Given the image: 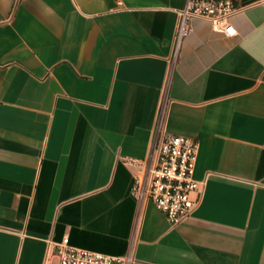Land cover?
<instances>
[{
    "label": "crops",
    "instance_id": "obj_1",
    "mask_svg": "<svg viewBox=\"0 0 264 264\" xmlns=\"http://www.w3.org/2000/svg\"><path fill=\"white\" fill-rule=\"evenodd\" d=\"M120 3L117 4L116 2ZM225 36L184 0H0V264L52 244L132 264H264V0ZM161 115L197 142L198 205L170 226L130 193Z\"/></svg>",
    "mask_w": 264,
    "mask_h": 264
},
{
    "label": "built area",
    "instance_id": "obj_2",
    "mask_svg": "<svg viewBox=\"0 0 264 264\" xmlns=\"http://www.w3.org/2000/svg\"><path fill=\"white\" fill-rule=\"evenodd\" d=\"M248 5L234 4L230 0H184L182 6L174 10L176 45L188 34L193 17L206 20L215 32L234 35L230 18ZM197 149L194 139L165 132L160 115L145 160H125L136 168L130 186L132 196L138 201L150 202L170 226L183 222L198 205L204 180L192 176ZM51 255L54 262L45 256L42 264H132L134 261L132 252L111 255L71 246L67 236L52 244Z\"/></svg>",
    "mask_w": 264,
    "mask_h": 264
}]
</instances>
